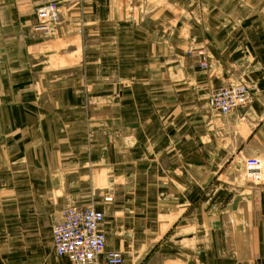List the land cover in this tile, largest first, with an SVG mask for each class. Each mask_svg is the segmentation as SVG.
I'll use <instances>...</instances> for the list:
<instances>
[{"label": "crops", "instance_id": "1", "mask_svg": "<svg viewBox=\"0 0 264 264\" xmlns=\"http://www.w3.org/2000/svg\"><path fill=\"white\" fill-rule=\"evenodd\" d=\"M230 84L251 99L223 116L207 101ZM252 157L264 0H0V264H72L52 237L69 206L103 213L123 264H264Z\"/></svg>", "mask_w": 264, "mask_h": 264}, {"label": "built area", "instance_id": "2", "mask_svg": "<svg viewBox=\"0 0 264 264\" xmlns=\"http://www.w3.org/2000/svg\"><path fill=\"white\" fill-rule=\"evenodd\" d=\"M59 7L56 4L40 6L35 10L34 31L48 35L57 23ZM203 58L198 67L205 70ZM249 88L242 84H230L215 89L208 98L209 108L220 115L246 106L250 102ZM243 178L253 185L264 184V157H252L244 161ZM104 219L102 212L93 206H69L59 213L52 227L53 247L58 257L67 258L72 264H123L118 252H105L106 237L100 230Z\"/></svg>", "mask_w": 264, "mask_h": 264}, {"label": "rangeland", "instance_id": "3", "mask_svg": "<svg viewBox=\"0 0 264 264\" xmlns=\"http://www.w3.org/2000/svg\"><path fill=\"white\" fill-rule=\"evenodd\" d=\"M187 55H188V53H187ZM206 59V58H205Z\"/></svg>", "mask_w": 264, "mask_h": 264}]
</instances>
